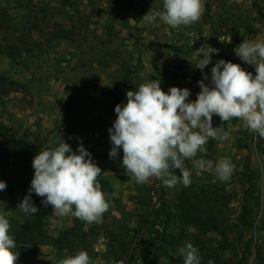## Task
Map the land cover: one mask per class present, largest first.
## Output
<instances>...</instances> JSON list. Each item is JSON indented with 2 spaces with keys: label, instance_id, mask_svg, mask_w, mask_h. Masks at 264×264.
<instances>
[{
  "label": "rangeland",
  "instance_id": "rangeland-1",
  "mask_svg": "<svg viewBox=\"0 0 264 264\" xmlns=\"http://www.w3.org/2000/svg\"><path fill=\"white\" fill-rule=\"evenodd\" d=\"M96 1H100L98 9L108 8L110 3L115 5L116 13L109 11V17L97 15L100 18L96 21L88 13V0H16L25 10L20 14L5 9L4 1L0 0V53L9 59L0 62V93L28 91L24 84L5 74L14 69L23 70L27 63L17 61L18 58L30 51L43 55L40 50L43 43L51 44L54 39L62 38L71 40L80 60L72 69L62 66L56 71L64 77L59 84L64 88H87L84 74L93 65L86 56L97 58L100 61L97 65L102 68L110 66V60L123 57V60L127 58L124 70L134 74L129 83L136 75L139 76L136 80L142 83L147 77L146 81H149L150 76L157 75L164 91L169 86L188 88L191 93L188 99L196 98L200 91L197 81L202 79L198 77L201 70L191 82L185 81L183 74L190 66L195 72L198 59L191 55L197 47L187 32L172 29L163 22L149 25L142 21L145 27H136V23L134 25L127 15H123L126 8L133 6L132 2ZM142 1L145 5L139 16L151 8H162V0L160 4H153L156 0ZM201 18L191 24L199 33L195 35H227L237 39L260 33V39L264 40V30L260 29V25H264V0H205ZM104 20L107 32L92 29V23L101 26ZM157 24L161 26L151 29ZM144 45H150L162 60L159 64L154 63L157 74L149 73L150 66L140 63L147 53L142 49ZM134 57L138 58V63H129L128 59ZM213 64L208 65L207 72L211 73ZM213 126L227 131L229 138L224 141L209 139L205 145L206 154L197 153L193 159L203 156L215 162L221 157L230 158L235 169L231 178L224 182L216 178L213 169H197L189 160L186 166L191 172L190 186L178 182L174 187H166L155 178L137 184L121 166L122 150L110 159V141L96 142V149L91 148L92 157L102 169L99 181L110 202L109 209L103 214V222L99 224H88L71 214L53 215L52 206H44L43 198L35 193H32V199L38 212L33 216L18 211L16 206L27 194L34 174L32 159L36 154L24 148L18 150L15 143L8 147L5 140L0 145V154L5 155L0 180L7 183V188L0 191V211H7L10 230L24 222L40 224L42 235H38L37 258L53 264L65 256V250L71 254L81 249L87 251L92 264L121 261L122 264H184L179 248L189 241L199 249L203 264L209 259L214 264H264V139H257L239 119L226 122L213 115ZM88 151L92 153L90 149ZM175 171L180 175L179 169ZM182 205L196 206L193 212L206 221L205 225L191 223L180 212ZM61 237L71 245L60 250L54 246V241Z\"/></svg>",
  "mask_w": 264,
  "mask_h": 264
},
{
  "label": "clouds",
  "instance_id": "clouds-1",
  "mask_svg": "<svg viewBox=\"0 0 264 264\" xmlns=\"http://www.w3.org/2000/svg\"><path fill=\"white\" fill-rule=\"evenodd\" d=\"M205 0H162V10L152 8L141 18L146 24L157 19L171 28L189 26L199 21ZM194 42V40H193ZM240 60L254 65L255 75L240 64L217 60L211 67V78L204 69L219 49L203 44L193 51L196 68L203 79L197 81L200 91L194 100L188 88H161L159 79H150L126 92V102L118 103L116 118L108 128L109 158L122 150L121 166L137 184L155 178L166 187L178 182L190 186L191 172L186 161L197 169L211 168L221 182L228 181L235 169L228 157L217 161L197 157L206 154L209 139L227 140L229 133L213 126V115L221 121L239 119L257 139H264V41L245 38L233 49ZM72 137L69 136V139ZM33 177L27 194L16 209L28 215L38 212L32 193L43 198L44 206H52V214L72 216L88 223H102L110 202L102 191L99 177L102 169L83 145L74 151L58 135L52 146H45L32 159ZM179 169L180 175L176 174ZM7 183L0 180V191ZM7 211H0V264H15L19 256L16 240L10 234ZM57 264H92L86 250L67 253ZM184 264H201L199 249L192 242L179 248ZM117 264H122L117 262ZM207 264H214L209 259Z\"/></svg>",
  "mask_w": 264,
  "mask_h": 264
},
{
  "label": "crops",
  "instance_id": "crops-1",
  "mask_svg": "<svg viewBox=\"0 0 264 264\" xmlns=\"http://www.w3.org/2000/svg\"><path fill=\"white\" fill-rule=\"evenodd\" d=\"M2 1H4V8L12 13L18 11V13L23 14V11H25L23 6H18V2H15L16 0ZM121 1H125V3L126 1L132 2L133 6L126 8L123 15H127V19L131 23H134V25L136 23V27L144 28L145 26H142V16L139 15L142 12V5H145V3L142 0ZM130 2L127 3L129 6ZM148 2L150 3V1ZM155 3L160 4V0H156L153 4ZM87 4L88 13H91L96 18V21L100 18L97 15L109 17L115 11V5L111 3L108 4V8L106 6L99 9L100 1L88 0ZM103 5L107 4L103 3ZM152 10L160 11L162 8L158 7L156 10ZM109 11L112 12L110 13ZM94 17L92 19H95ZM201 19L200 17L199 20ZM105 21L101 26L95 22L92 23V29H96L97 32H107ZM156 22H160L159 19ZM157 26L161 25H154L151 29H156ZM178 28L187 32V36L188 33L199 34L191 25ZM260 29L264 30V25H260ZM210 37L215 38L217 36ZM260 37V33H252L250 39L264 41ZM187 41L191 43L189 39ZM71 44V40L62 38L54 39L51 44L45 42L40 46V50L44 52V56L30 51L27 55L17 59L19 62L24 61L27 64L29 62L28 66L25 64L23 70L22 68L19 70L14 69L10 73L5 74L24 84L28 91L22 93L13 90L8 95L0 93V145L6 140L8 147L15 143L18 150L24 148L31 154H37L45 146H50L54 141L58 140V135L69 143L74 151L80 142L92 152L91 148L94 151V144L96 142L100 140L103 143L110 141L108 128L112 126V122L116 118V113L114 112L115 106L122 101L126 102V92L133 90L134 87H138L142 82L136 80L139 77L137 75L130 83L128 82L134 74H131L133 72L127 73L124 70V67L127 66V58L123 60V57H118V60H110L109 63H112L110 66H104V69L100 65H97L100 62L97 58L86 56L85 59H88L93 67L95 66L94 68H87L84 74L87 88L79 90L76 87L67 89L64 86H60V80L64 79V77H62L61 72L57 73L56 71L62 69V66L72 69L75 67L73 64L80 62L76 57V53H74L73 44ZM65 46H69L70 49L65 50ZM142 49L146 50L147 53L144 54L146 57L143 58L142 56L140 63L142 62L145 67L150 66L149 73L157 74L158 71H156L157 69L155 70L154 63L159 64L162 61L159 54L155 53L150 45H144ZM55 51L59 53L49 54L55 53ZM219 59L213 58L212 62L215 63ZM7 60H9L8 57L0 53V62H6ZM128 61L129 63H138L139 60L137 57H134L128 59ZM205 69L208 76L207 81H210L211 73L207 72L208 65ZM190 70H192V66L184 70L183 74H186ZM198 71L195 72L196 75ZM141 75H143V71ZM199 75L198 77L203 79ZM147 79L148 77L145 79V82H147ZM150 79H158V76L155 75L154 78L150 76ZM132 84L135 85L132 86ZM81 96H85V98ZM116 98H118V101L115 100ZM69 136L72 138L69 139ZM72 143L77 144L73 146L74 144ZM4 157V154H0V172L4 166ZM6 157L8 156L6 155Z\"/></svg>",
  "mask_w": 264,
  "mask_h": 264
},
{
  "label": "trees",
  "instance_id": "trees-1",
  "mask_svg": "<svg viewBox=\"0 0 264 264\" xmlns=\"http://www.w3.org/2000/svg\"><path fill=\"white\" fill-rule=\"evenodd\" d=\"M196 206L194 205H182L180 206V212L186 215L191 223L205 225L206 221L203 222L198 215L193 212ZM10 234L15 237L19 256L15 261V264H53L37 258L38 248V235H42L41 225L32 222H24L18 224L10 230ZM68 245V246H67ZM71 244L63 237L58 238L54 241V246L58 249H64L69 247ZM201 264H203L201 262Z\"/></svg>",
  "mask_w": 264,
  "mask_h": 264
},
{
  "label": "built area",
  "instance_id": "built-area-1",
  "mask_svg": "<svg viewBox=\"0 0 264 264\" xmlns=\"http://www.w3.org/2000/svg\"><path fill=\"white\" fill-rule=\"evenodd\" d=\"M252 34L245 35V36H239L237 39H232L227 35H220L216 38H212L209 36L201 37L198 35H195L194 33H188V37L194 42L193 44L198 48L203 44L211 45L212 47H215L219 49L218 54H213L214 59L218 58H228L233 63L240 64L246 71H251L255 75V68L254 65L247 64L246 62L240 60L239 57L236 56L233 49L238 46L245 38L250 39ZM197 64V62H196ZM195 64V72L199 69L196 68ZM195 72L193 70L188 71L184 75V79L187 82H191L194 79Z\"/></svg>",
  "mask_w": 264,
  "mask_h": 264
}]
</instances>
